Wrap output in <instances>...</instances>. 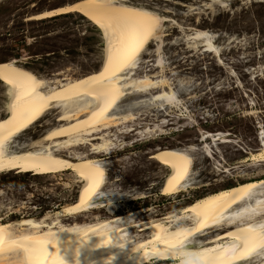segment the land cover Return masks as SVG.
<instances>
[{"label": "bare ground", "instance_id": "1", "mask_svg": "<svg viewBox=\"0 0 264 264\" xmlns=\"http://www.w3.org/2000/svg\"><path fill=\"white\" fill-rule=\"evenodd\" d=\"M69 12L91 15L107 33L106 63L88 74L55 80L36 74L14 59L0 61V74L11 85L13 94L5 116L0 117V173L19 166H35L37 172L50 174L78 169L87 176L88 182L83 195L59 207L54 216L47 213L39 220L30 219L26 223L0 216V264H29L23 251L25 247L41 254L49 253L44 256V264L64 259L65 250L70 252L71 264H182L183 258L172 251L170 245H175L176 234L184 231L190 233L183 237L185 251L199 254L201 264H264V248L259 246L258 240H253L264 225V176L208 191L196 199L190 209L166 213L154 220L137 221L112 215L96 218L95 222L62 221L63 217L92 208L111 209L124 200L108 188L112 183L107 175L110 161L97 156L122 147L113 128L116 134H126L133 129L127 124L138 114L130 107V102L125 101L128 96L134 98L131 104L140 109L153 106L164 110L180 104L163 74L136 75L141 68L142 55L152 41L157 46V62L153 66L157 72L165 71L160 55L165 36L162 14L127 0H73L26 19ZM153 22L155 27L149 32ZM211 36L205 31H195L190 38L195 43L202 42L206 51L217 55ZM51 112L55 117L52 125L36 138L19 141L24 131ZM141 132L138 131L140 135ZM201 135L208 140L199 138V147L155 149L153 158L173 167L161 195L174 196L199 186L194 182L198 173L196 150L211 160V164L217 161L216 142H223L221 138L225 140L227 134L202 131ZM86 146L87 152L78 150ZM247 154L248 158L244 156L238 162L252 160L251 165L264 162V143ZM213 167L219 172L230 169L220 168L218 161ZM158 227L160 230H155ZM148 228L151 230L142 232ZM202 236L206 237L201 239ZM246 239L249 241L247 249ZM82 243L91 247H82ZM233 246L238 249L235 256L243 255V259L232 257Z\"/></svg>", "mask_w": 264, "mask_h": 264}, {"label": "rangeland", "instance_id": "2", "mask_svg": "<svg viewBox=\"0 0 264 264\" xmlns=\"http://www.w3.org/2000/svg\"><path fill=\"white\" fill-rule=\"evenodd\" d=\"M71 1L2 0L0 61L14 59L36 74L55 80L100 69L107 60L109 37L91 15L69 12L26 19ZM127 1L159 12L165 21L160 52L165 71L157 72L153 66L157 62V46L152 41L142 55L136 75L163 74L180 104L164 110L153 106L140 109L131 104L133 97L126 98L138 114L127 124L133 129L116 134L113 128L122 147L97 156L110 161L107 175L112 183L108 188L124 200L111 209L103 206L63 217L64 223L95 222L112 215L137 221L154 220L166 213L190 209L208 191L264 176V162L255 165H251L252 160L238 162L264 143V0ZM195 31L212 35L217 55L206 51L202 42H193L190 37ZM12 95L11 85L0 74V117L7 112ZM52 114L24 131L19 141L42 134L54 123ZM202 131L227 134L214 147L220 168L230 169L219 172L213 167L217 161L211 164V160L196 150L198 173L194 182L199 186L174 196L161 195L173 167L153 158L155 149L199 147V138L208 140L201 135ZM78 150L87 152L88 147ZM87 182V176L78 169L50 174L37 172L35 166L13 167L0 173V216L12 222L21 219L23 223L39 220L47 213L54 216L59 207L83 195Z\"/></svg>", "mask_w": 264, "mask_h": 264}, {"label": "snow or ice", "instance_id": "3", "mask_svg": "<svg viewBox=\"0 0 264 264\" xmlns=\"http://www.w3.org/2000/svg\"><path fill=\"white\" fill-rule=\"evenodd\" d=\"M152 27H155V22H153L150 25L149 32H150V29ZM138 50L139 49H137V51ZM134 55H135V53H133V57H134ZM130 59H131V57H130ZM54 135H55V133H54ZM0 151H2V145H0ZM170 184H171V181H170ZM168 190H170V189H166V191H168ZM204 226L205 225L203 223L200 225L201 228H203ZM260 227L262 230L261 233L257 237H254L253 240L254 241L258 240L259 246L264 248V225H261ZM193 231H195V229ZM187 235H190V233L187 231L177 233L175 245H170V248L172 251L176 252L178 255H180L183 258L182 264H201L199 254L189 253V252L185 251L186 241L183 239V237H185ZM248 243H249V241L246 239L245 240L246 249H247ZM82 247L87 248V247H91V245H85L82 243ZM237 250L238 249H236V247L233 246V248L231 250L232 257L234 259H243V255L241 257L235 256V253ZM23 251L26 254V261L29 262V264H33V262H34V264H44V256L49 254V253L41 254L38 250H36L34 248H27V247H25L23 249ZM65 251H66V257L64 259H59V258L55 259L53 261V264H71L70 252L68 250H65ZM248 251H250V250H248ZM77 256L78 257L80 256V250L79 249H77ZM22 264H24V262H22Z\"/></svg>", "mask_w": 264, "mask_h": 264}, {"label": "trees", "instance_id": "4", "mask_svg": "<svg viewBox=\"0 0 264 264\" xmlns=\"http://www.w3.org/2000/svg\"><path fill=\"white\" fill-rule=\"evenodd\" d=\"M63 14V13H62ZM59 15V14H58ZM63 15H67V13H64Z\"/></svg>", "mask_w": 264, "mask_h": 264}]
</instances>
